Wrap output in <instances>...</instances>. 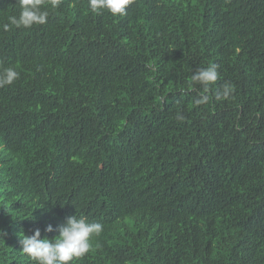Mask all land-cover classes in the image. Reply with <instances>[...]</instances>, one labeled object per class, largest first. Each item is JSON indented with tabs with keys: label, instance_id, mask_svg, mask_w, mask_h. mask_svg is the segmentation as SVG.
<instances>
[{
	"label": "trees",
	"instance_id": "trees-1",
	"mask_svg": "<svg viewBox=\"0 0 264 264\" xmlns=\"http://www.w3.org/2000/svg\"><path fill=\"white\" fill-rule=\"evenodd\" d=\"M19 12L0 0V264L72 215L103 231L71 264H264V0H62L4 31Z\"/></svg>",
	"mask_w": 264,
	"mask_h": 264
},
{
	"label": "clouds",
	"instance_id": "clouds-1",
	"mask_svg": "<svg viewBox=\"0 0 264 264\" xmlns=\"http://www.w3.org/2000/svg\"><path fill=\"white\" fill-rule=\"evenodd\" d=\"M20 12L9 15L7 22L2 25L4 31L10 28H31L34 25H44L48 22L50 10L58 9L62 0H18ZM133 0H88V7L93 13L107 10L113 16H123ZM20 76L14 66L0 67V88L13 84ZM219 79L218 65L209 64L195 70L191 80L202 86L203 91L195 99V105L206 104L209 101L210 86ZM235 89L231 83H224L222 91L216 99H228ZM176 119L184 121L185 116L179 112ZM46 232H53L54 227L48 224ZM103 231L100 222H88L84 217L68 216L59 227V234L52 239L41 238V230L36 228L31 235L22 234L20 241L22 252L29 256L36 264H71L74 259L83 258L92 249V237Z\"/></svg>",
	"mask_w": 264,
	"mask_h": 264
}]
</instances>
